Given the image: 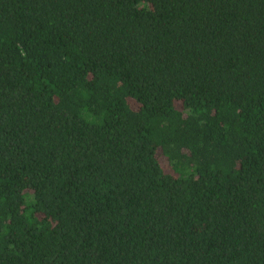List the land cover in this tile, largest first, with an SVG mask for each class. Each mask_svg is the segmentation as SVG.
I'll return each instance as SVG.
<instances>
[{"label": "trees", "instance_id": "trees-1", "mask_svg": "<svg viewBox=\"0 0 264 264\" xmlns=\"http://www.w3.org/2000/svg\"><path fill=\"white\" fill-rule=\"evenodd\" d=\"M0 264H264V0H0Z\"/></svg>", "mask_w": 264, "mask_h": 264}]
</instances>
